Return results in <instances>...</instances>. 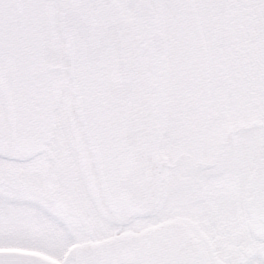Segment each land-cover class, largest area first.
<instances>
[{
	"label": "snow or ice",
	"instance_id": "snow-or-ice-1",
	"mask_svg": "<svg viewBox=\"0 0 264 264\" xmlns=\"http://www.w3.org/2000/svg\"><path fill=\"white\" fill-rule=\"evenodd\" d=\"M0 264H264V0H0Z\"/></svg>",
	"mask_w": 264,
	"mask_h": 264
}]
</instances>
